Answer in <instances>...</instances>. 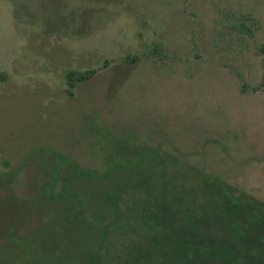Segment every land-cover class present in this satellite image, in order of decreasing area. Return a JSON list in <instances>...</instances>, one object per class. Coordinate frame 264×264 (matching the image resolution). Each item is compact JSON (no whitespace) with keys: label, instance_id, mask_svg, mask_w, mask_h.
<instances>
[{"label":"rangeland","instance_id":"1","mask_svg":"<svg viewBox=\"0 0 264 264\" xmlns=\"http://www.w3.org/2000/svg\"><path fill=\"white\" fill-rule=\"evenodd\" d=\"M216 185L264 208V0H0V264H203Z\"/></svg>","mask_w":264,"mask_h":264},{"label":"trees","instance_id":"2","mask_svg":"<svg viewBox=\"0 0 264 264\" xmlns=\"http://www.w3.org/2000/svg\"><path fill=\"white\" fill-rule=\"evenodd\" d=\"M94 73V70H71L68 72L67 78L70 86L73 88L78 82L91 78ZM216 188L219 191H223L225 202V210H223V213L218 215L217 218L222 220L224 215L227 216L230 222L238 229L242 243L239 242L238 244L235 243L230 246L221 244L218 247H197L196 244L198 241L204 244L205 237H202L200 240H196V244H194L196 257L198 259L202 258L200 260H202L203 264L215 261L216 258H218L222 264H244L245 262L242 261V259L245 257V251L241 249V246L246 245V264H259L256 260L248 261L247 259L255 257L253 249L264 245V208L255 213H250L246 210L247 212L245 213L242 209V200L234 198L233 195L227 193L221 186L216 185ZM249 206L250 204L246 207ZM195 216L196 220H201L203 218L201 214H196ZM241 218L243 219V223L241 222ZM207 219L208 218L204 220V223L209 222ZM244 220L246 225L244 224ZM187 247H189V245H187Z\"/></svg>","mask_w":264,"mask_h":264}]
</instances>
